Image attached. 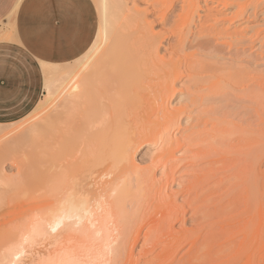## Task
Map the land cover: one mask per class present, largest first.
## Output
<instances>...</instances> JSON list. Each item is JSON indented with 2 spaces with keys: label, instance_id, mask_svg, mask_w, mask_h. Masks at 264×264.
<instances>
[{
  "label": "rangeland",
  "instance_id": "374dc122",
  "mask_svg": "<svg viewBox=\"0 0 264 264\" xmlns=\"http://www.w3.org/2000/svg\"><path fill=\"white\" fill-rule=\"evenodd\" d=\"M114 1L93 0L98 29L102 13L109 29L96 54L57 70L85 72L79 86L48 104L44 91L26 118L0 126L14 142L0 140V248L77 184L100 195L98 223L33 244V264H93L111 243V264H184L206 238L211 255H229L220 264H238L250 253H236L238 233L256 217L249 258L264 264V0H196L186 22L182 0L164 20L151 0ZM117 175L132 177L123 191Z\"/></svg>",
  "mask_w": 264,
  "mask_h": 264
},
{
  "label": "bare ground",
  "instance_id": "6f19581e",
  "mask_svg": "<svg viewBox=\"0 0 264 264\" xmlns=\"http://www.w3.org/2000/svg\"><path fill=\"white\" fill-rule=\"evenodd\" d=\"M100 0H98V2H99ZM108 1V0H107ZM112 1H114V0H112ZM116 1V0H115ZM115 1L114 2H112V3H115ZM152 2H147L149 5H150V3H151V6H152V8L153 9H156L157 11H156V13L154 14L155 16H156V18H159V19H161V20H164V19H166V9L168 8V7H171L172 6V4H173V1L172 0H151ZM119 2V1H118ZM195 2H198V1H196V0H182V4H181V9H182V13H184V15H181L180 16V20H181V18H182V20L183 21H188L189 19H190V17H191V15H192V13H193V11H194V9H195V11H196V6L198 5V3H197V5H196V3ZM110 5L109 6H111V0H109V2H108ZM117 3V2H116ZM119 4V3H118ZM117 4V5H118ZM113 5V7H110V10L111 9H113L114 8V5L115 4H112ZM121 5V4H120ZM119 5V6H120ZM103 6V5H102ZM150 6V7H151ZM116 7V6H115ZM109 8V7H108ZM118 8V7H117ZM121 8H122V6H121ZM124 8V7H123ZM104 9V8H103ZM152 9V10H153ZM109 11V10H108ZM113 11V10H112ZM117 11V10H116ZM119 12L121 11V10H118ZM147 11V10H146ZM111 11H109V13H110ZM155 12V11H154ZM114 12H112V13H110V14H113ZM145 13V12H144ZM15 14V11L14 12H12V14H10V16L8 17V18H11L13 15ZM119 14V13H118ZM115 15H117V14H113L112 15V19H113V16H114V18L116 17ZM147 15V14H146ZM118 16V15H117ZM144 16V15H143ZM111 17V16H110ZM110 17H109V20H110ZM118 17H116L114 20H116ZM169 18V17H168ZM186 18V19H185ZM111 19V20H112ZM147 19V18H146ZM145 19V16L143 17V20L145 21L146 20ZM170 19V18H169ZM168 19V20H169ZM176 19V18H175ZM178 19V18H177ZM114 20H112L113 21V23H114ZM192 20V19H191ZM117 21H118V19H117ZM185 21V22H186ZM116 22V21H115ZM146 22V21H145ZM167 22V21H166ZM169 22V21H168ZM105 23L106 22H104V17H103V13H102V16H101V24H100V26H99V29H98V32H97V35H96V38H95V40H94V42H93V44H92V46L88 49V51L82 56V57H80L78 60H76L75 62H78V61H86L87 60V58L91 55V54H93L94 55V53L96 54V51L98 50V43L104 38V35H106L107 33H106V31H108L109 29H108V27H107V30H106V25H105ZM110 23H112V22H110ZM112 23V24H113ZM147 24V26L149 25V23H146ZM114 25V24H113ZM113 25H112V27H113ZM110 26H111V24H110ZM111 28V27H110ZM111 30H112V28H111ZM110 32V31H109ZM112 32V31H111ZM110 32V33H111ZM107 37V36H106ZM108 37H109V35H108ZM108 40V39H107ZM106 40V41H107ZM105 41V42H106ZM109 55V53L107 54V56H106V54L105 55H103V56H105V57H103V60H105V61H107V60H109L110 59V57L108 56ZM112 56H113V54H111ZM93 57V56H92ZM112 58V57H111ZM114 58V57H113ZM112 58V59H113ZM102 60V61H103ZM114 61H115V59H113ZM114 61H112V62H114ZM111 63V62H110ZM98 65H96L95 67L100 71L101 69H99V68H102L101 66H100V63L98 62L97 63ZM65 65H63V66H56V65H52V66H47V65H45V66H43V73H44V79H45V81H44V93H46V100L44 101V104H48V102H50V100H51V98L52 97H56L57 96V94H59L58 92H61L63 95H65L66 93H68L67 95H69L74 89H76L78 86H79V84H78V82L80 83V82H82V80H83V77H85V72L83 73V72H79V73H77V74H74L73 76L72 75H70L69 73L68 74H66V77H64V79H62L63 77H60V75L58 74V69H60V68H62V67H64ZM99 67V68H98ZM82 68V67H81ZM80 68V69H81ZM89 69V68H88ZM63 70V69H62ZM93 70V69H92ZM98 70H96L95 69V71L97 72ZM94 71V70H93ZM67 72V71H66ZM61 73H63V72H61ZM60 73V74H61ZM90 73V72H89ZM84 74V75H83ZM87 74V73H86ZM68 75H69V77H68ZM62 79V81L64 80V82L63 83H57V84H55V81L54 80H52L53 78H57V79H59L60 80V78ZM66 78V79H65ZM79 79H82V80H79ZM79 80V81H78ZM78 81V82H77ZM75 86L73 89L71 88L72 86ZM54 95H56V96H54ZM60 95V94H59ZM61 97V96H60ZM53 98V99H54ZM52 101V100H51ZM43 102V101H42ZM41 102V103H42ZM51 103H53V102H51ZM41 105H43V104H41ZM40 105V106H41ZM50 105V104H49ZM39 107V106H38ZM43 108V107H42ZM40 110V109H39ZM36 114V113H35ZM26 118V117H25ZM17 123V122H16ZM1 126V125H0ZM4 126V125H3ZM1 131V130H0ZM7 132V131H6ZM2 133V132H1ZM7 134V133H6ZM1 135V134H0ZM3 135V134H2ZM10 135H12V134H10ZM6 138V136L4 135L3 137H2V139L3 138ZM12 138H13V136H11ZM17 137V136H16ZM2 139H0L1 141H2ZM17 139V138H16ZM1 141H0V143H1ZM8 141V137H7V140L6 139H4V141H2L3 143H5L6 144V142ZM11 141V139L7 142L8 143V145H9V142ZM13 141H11V143H12ZM14 143V142H13ZM12 143V144H13ZM7 145V144H6ZM2 146V145H1ZM112 146H115V144L114 145H112ZM5 147V146H4ZM3 148V147H2ZM112 148V147H111ZM107 170V169H106ZM106 170H102L103 172H100V181H102L103 179H105V181H106V178H103L102 179V177H106V176H102L101 175V173L102 174H105L106 173ZM111 171V172H110ZM110 171H108V172H110V173H107V176H108V174H110V178H111V176L113 175V174H111V173H113V170L112 169H110ZM116 172V171H115ZM113 176H115V175H113ZM118 178H119V180H118ZM131 179L132 177H128V176H123V177H118V175H117V180H118V183H119V187H121L122 188V191L127 187V180L128 179ZM97 179V178H96ZM96 179H93V182H95V180ZM96 180V181H99V180ZM102 179V180H101ZM115 179V178H114ZM116 180V179H115ZM116 180V181H117ZM110 181V180H109ZM108 181V182H109ZM111 181H113V180H111ZM104 182V181H103ZM96 183H98V182H96ZM100 183V182H99ZM110 183H112V182H109V184ZM93 184V183H92ZM108 184V183H107ZM95 185H97V184H95ZM95 185H93V186H95ZM75 186V185H74ZM92 186V185H91ZM102 186V185H101ZM118 187V188H119ZM74 188V187H73ZM77 188H79V186L76 184V189ZM81 189H82V187H80ZM71 189V190H70ZM75 188L74 189H72V188H67V189H65V187H63V191H62V195H61V197L60 198H56L53 202L51 201L49 204L50 205H48V207H47V211H46V213L44 214V215H42V216H40V215H38V214H35V215H32L31 217H30V219L28 220V222H27V224L23 227V228H21V230H19L17 233H15L14 234V236L11 238V239H9V240H7V241H5L6 243L0 248V264H33V262L32 261H34L35 259L34 258H31V259H33V260H29V256H30V251H29V248H31L32 247V245L33 244H37V242H41V241H43L42 239H52V240H55V239H57L63 232H68V231H81V230H84V229H86V228H88V227H93V226H96V224L98 223V212L100 211V210H102V209H104V203L99 199V196L100 195H94V194H92V195H94V196H91V194H89L87 191L85 192V191H83V192H79L78 190H76ZM98 189V188H97ZM81 191V190H80ZM95 192V191H94ZM110 192V191H109ZM118 192H120V190L119 189H113L111 192H110V195L112 196V194H115V193H118ZM96 193V192H95ZM98 196V198H96L95 199V197H97ZM110 196V197H111ZM94 197V198H93ZM99 199V200H98ZM69 210H71V215L69 216V215H67V213L69 212ZM252 212V211H251ZM250 213V212H249ZM248 213V214H249ZM255 213V212H254ZM256 214V213H255ZM255 214H252V216L253 215H255ZM251 215V214H250ZM256 216V215H255ZM247 217H250V216H248L247 215ZM246 217V218H247ZM245 218V219H246ZM253 218V219H252ZM250 219V220H249ZM256 219L258 220V218L256 217ZM248 220V222L249 221H254L255 219H254V216L253 217H251V218H248L247 219ZM256 220V222H258ZM243 222H245L246 223V221H243ZM255 222V221H254ZM253 222V223H254ZM255 222V223H256ZM101 223H103V222H101ZM245 223H243V225L245 226L246 224ZM253 223L251 224V226L250 225H247V226H243V229L241 230V232H239L238 234H240V235H242V234H244V236H241V239H242V241H240L239 243H237V241H239L238 239L236 240V244L238 245L239 244V247L237 248V249H239V251H236V253H241L242 254V252H243V254L244 255H247V253H249V251H250V253L248 254L249 255V257L250 256H255L254 254H255V252L257 251V247H258V245H257V242L254 240V239H256L257 240V238H256V231L255 232H253V229L255 228L254 226H253ZM257 224V223H256ZM255 224V225H256ZM241 225V224H240ZM248 226H250V227H248ZM248 227V228H247ZM254 227V228H253ZM224 228V227H223ZM249 228H251V232H249L248 233V230H249ZM247 229V230H246ZM256 229V228H255ZM240 230V229H239ZM238 230V231H239ZM246 230V231H245ZM114 231V229L113 230H103V231H99L100 232V234H101V238H103L105 241H107L108 239L107 238H109V236L111 235V233L110 232H113ZM221 231H222V228H221ZM243 231H245L246 232V234H245V232H243ZM250 231V230H249ZM140 233V232H139ZM218 233V232H217ZM247 233L249 234V236L247 235ZM252 233V234H251ZM255 233V238L253 237V234ZM210 234V233H209ZM140 235V234H139ZM139 235H136L137 237H134V239H135V242L134 243H136V241H137V239L136 238H138L139 237ZM147 234H145V236H146ZM204 235V234H203ZM144 236V237H145ZM206 236V235H205ZM216 236H218V235H216ZM239 236V235H238ZM238 236H236V237H238ZM115 237V236H114ZM204 237V236H203ZM223 237V236H222ZM235 237V238H236ZM111 238V237H110ZM113 238V237H112ZM117 238V237H116ZM116 238H115V240H116ZM209 238V237H208ZM250 238H252L253 240H251ZM213 239V238H212ZM218 239V238H217ZM40 240V241H39ZM103 240V241H104ZM110 240V239H109ZM108 240V241H109ZM107 241V242H108ZM111 241H112V239H111ZM110 241V242H111ZM215 242L214 243H216V240H214ZM254 241V242H253ZM114 243H115V241H113ZM199 242V241H198ZM211 243V240L210 241H207V238L203 241V243L200 245V248H202L201 250L203 251V252H200L201 250H200V248H199V246L197 247V245H196V248H195V250L194 249H192L193 250V252H194V254H193V252H191L190 250H191V248H193L192 246H195V245H192L191 247H190V250H188V251H190L192 254H193V256H188V257H190V258H188V259H190V260H187L188 262L189 261H191V264H193V261L194 260H196L197 262H199L200 261V259H201V262H203L202 264H205V262H206V260L208 261L209 260V262H207V263H211V262H213V263H211V264H215L217 261L219 262V264H220V261L222 262V260L223 259H221V258H225V256H227L228 254H223V252H222V249L224 250L225 248H224V246H223V248L221 249V247H220V249L218 250V252L217 253H215L214 254V256L213 255H211L212 254V252H214V251H211V253H210V247H211V245H210V243ZM227 242V241H226ZM229 242V241H228ZM233 242V244H234V241H232ZM256 242V243H255ZM133 243V244H134ZM197 243V242H196ZM201 243V242H200ZM252 243H255L254 245L255 246H253V244ZM213 244V243H212ZM232 243H230L229 242V245H228V247L229 246H232L231 245ZM235 244V245H236ZM258 244H260V242H258ZM112 243H111V247H112ZM199 245V244H198ZM34 246V245H33ZM108 246V245H107ZM222 246V245H221ZM226 246V245H225ZM234 246V245H233ZM233 246L231 247V248H233ZM252 246H253V248H252ZM133 247H134V245H131V251H132V249H133ZM218 247V248H219ZM250 247H251V249H250ZM255 247V248H254ZM198 248V249H197ZM209 248V249H208ZM230 248V250L228 249V251L230 252L232 249ZM259 248V247H258ZM226 249H227V247H226ZM234 249H235V246H234ZM236 249V250H237ZM250 249V250H249ZM254 249V252H251L252 250ZM212 250H213V248H212ZM199 253H203V255L202 254H200L199 255ZM228 253V252H227ZM191 254V255H192ZM221 254H223L222 255V257L221 256H219V255H221ZM233 254V253H232ZM253 254V255H252ZM190 255V254H189ZM217 255V256H216ZM225 255V256H224ZM231 255V254H230ZM240 255V254H239ZM214 257L213 259H214V261H212L211 260V258L212 257ZM224 256V257H223ZM229 256V255H228ZM227 256V257H228ZM235 256H237L236 254H235ZM234 256V257H235ZM241 256V257H240ZM240 256H238V257H240V258H243V259H241V260H243V261H239L238 262V264H241V263H244V262H246V263H249V264H254V262H252V261H254L253 259H256V258H254V257H251V258H253V259H251V258H249V261H250V259H251V263L250 262H247L248 261V258H247V261L245 260L246 259V257L247 256H242V255H240ZM210 257V258H209ZM218 257V258H217ZM238 257H236V258H238ZM83 258H84V256L83 257H80V256H76V255H67L66 257H65V259L60 263V264H87L86 262H84L83 261ZM191 258H193L192 260H191ZM208 258V259H207ZM220 258V259H219ZM232 258V257H231ZM231 258H229L230 260H226L227 262H231ZM215 259H217V260H215ZM219 259V260H218ZM30 262H29V261ZM185 260V259H184ZM235 260V259H234ZM237 260V259H236ZM236 260H235V262H236ZM239 260V259H238ZM187 261H183L184 262V264L186 263H188ZM211 261V262H210ZM256 261V260H255ZM197 262L195 263V264H197ZM200 262V263H201ZM215 262V263H214ZM232 262H234L233 261V258H232ZM179 263H180V261H179ZM199 263V264H200ZM206 263V264H207ZM237 263V262H236ZM246 263H244V264H246ZM174 264V263H173ZM178 264V263H177ZM181 264H183V263H181ZM190 264V263H189ZM218 264V263H217ZM222 264V263H221ZM223 264H224V262H223ZM230 264V263H229ZM231 264H233V263H231Z\"/></svg>",
  "mask_w": 264,
  "mask_h": 264
},
{
  "label": "crops",
  "instance_id": "0c3cea01",
  "mask_svg": "<svg viewBox=\"0 0 264 264\" xmlns=\"http://www.w3.org/2000/svg\"><path fill=\"white\" fill-rule=\"evenodd\" d=\"M40 7V0H0V95L5 98L0 105V125L21 121L37 106L44 92L43 66H63L78 60L96 38L98 13L95 4L93 0H78L73 11L79 24V41L63 51H54L51 45L39 46L33 38L31 24ZM14 11L15 14L8 18ZM57 15H60L59 9ZM53 24L58 27L56 21ZM12 33H15L14 38ZM21 42L25 45L23 49ZM34 56L40 57L35 64ZM21 93L26 102L13 106V100ZM9 96L13 100H9Z\"/></svg>",
  "mask_w": 264,
  "mask_h": 264
},
{
  "label": "snow or ice",
  "instance_id": "6c2138e0",
  "mask_svg": "<svg viewBox=\"0 0 264 264\" xmlns=\"http://www.w3.org/2000/svg\"><path fill=\"white\" fill-rule=\"evenodd\" d=\"M78 0H40L41 7L35 14V19L31 24V32L35 42L44 48L49 45L54 51H63L68 47L75 45L79 39L80 31L79 24L76 18V14L73 11V6L76 5ZM15 7V5H13ZM59 9L60 15H57ZM61 16L63 19H61ZM53 21L57 22V25L53 24ZM13 38L15 33L11 34ZM24 42L20 43V47L24 48ZM33 63H37L40 60L39 56L32 58ZM41 66H43L41 64ZM4 97L0 95V105L4 103ZM9 100H13L11 96ZM25 98L21 93L18 98L13 100V106L15 103H24ZM71 215V210L67 213ZM111 253V246H106L104 253H102L97 261L93 264H111V261L107 258Z\"/></svg>",
  "mask_w": 264,
  "mask_h": 264
}]
</instances>
